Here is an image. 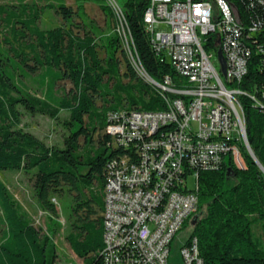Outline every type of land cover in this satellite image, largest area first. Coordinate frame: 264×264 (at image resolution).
<instances>
[{"label": "trees", "instance_id": "1", "mask_svg": "<svg viewBox=\"0 0 264 264\" xmlns=\"http://www.w3.org/2000/svg\"><path fill=\"white\" fill-rule=\"evenodd\" d=\"M56 1L58 5L41 7L27 0L0 4V172L22 171L30 177L41 207L50 214L47 229L52 236H57L62 226L55 219L59 206L54 198L70 196L66 239L85 264H103L107 166L111 158L129 152L108 132L110 114L121 108L158 110L164 103L137 75L114 25L100 43L81 5L74 11L63 0ZM229 1L244 22L264 20L263 4ZM122 5L148 73L159 82L165 74L180 81L172 65L160 61L150 45L143 21L147 1L123 0ZM46 10L62 20L42 25ZM209 41L214 47L215 41ZM255 42L264 46V28L251 35V43ZM263 56L253 49L249 72L241 83L259 102L246 94L241 102L248 143L264 167ZM32 74H36L40 95L24 82ZM63 111L60 143L49 144L23 126L24 113L56 119ZM242 153L245 167L228 158L220 169L200 173L199 208L185 227L192 224L191 235L199 239L205 264H264V241L251 229L254 221H260L264 236V171L246 146ZM204 202L208 208L202 215ZM0 206L4 226L0 264H53L49 260L51 237L27 217L1 178Z\"/></svg>", "mask_w": 264, "mask_h": 264}, {"label": "built area", "instance_id": "2", "mask_svg": "<svg viewBox=\"0 0 264 264\" xmlns=\"http://www.w3.org/2000/svg\"><path fill=\"white\" fill-rule=\"evenodd\" d=\"M103 1L134 70L164 103L158 110L121 108L110 114L107 130L129 152L107 166L103 264H170L172 242L199 208L200 173L220 169L228 158L244 167L242 146L248 139L241 97L259 101L241 83L253 49L264 54L262 44L251 43L264 20L244 22L239 13L240 24L228 0H146L150 45L180 79L165 74L159 82L141 62L120 0ZM180 254L184 264H205L195 235L180 246Z\"/></svg>", "mask_w": 264, "mask_h": 264}, {"label": "rangeland", "instance_id": "3", "mask_svg": "<svg viewBox=\"0 0 264 264\" xmlns=\"http://www.w3.org/2000/svg\"><path fill=\"white\" fill-rule=\"evenodd\" d=\"M12 0H0V4L9 3ZM29 3H36L39 7L44 6L46 4H59L56 0H27ZM64 4L71 7L74 11H77L79 6L81 5V12L85 15V18L88 23L94 25L98 36L100 39L98 41L102 42V39L106 38V36L111 32L114 21L110 14H108V10L105 7V2L103 0H90L88 2H79L77 0H63ZM123 3V0H120ZM46 10L43 13V19L41 24L44 26L49 25L54 21L60 22L62 20L61 16L57 13H53L54 15H48L49 13ZM79 17L75 15V20L79 21ZM100 42V43H101ZM102 55H105L103 48L101 47ZM122 71L125 69V66H121ZM36 74H32L24 79V82L30 88V90L34 93L41 94V90L39 89ZM67 87H70V83L64 82ZM66 112L61 113V117L53 119L46 115L34 114L31 115L29 113L23 114V126L24 128L34 132L39 137L43 138L49 144L60 143L62 139V134L64 131L63 128V118L65 117ZM242 166L245 167V162H242ZM238 167H240L238 165ZM0 178L6 183L8 188L14 194L15 198L22 204L24 211L28 218L33 221V223L39 227L42 231L46 232L51 237V247L49 251V260L53 262V264H85L83 259L78 257L73 249L71 248L68 240L66 239L67 233L70 231V221H69V203L72 202V198L68 195L62 196L61 199L55 197V202L58 203L59 206V217L55 219L61 223V231L57 236H52L51 233L47 229V222L50 219V214L44 210L34 191L33 183L30 177L22 171H6L0 172ZM195 185V177L190 175L189 177V186L194 187ZM61 203H60V202ZM62 204V205H61ZM208 203L204 202L201 205L200 212L202 215L207 213ZM2 209L0 206V216H2ZM192 220V219H191ZM4 229L3 224L0 222V240L2 237V231ZM192 224L189 223L186 227L180 230L174 241L172 242L171 252L169 257L170 264H184L182 256L180 254V246L187 240L189 235L191 234ZM251 229L254 232L256 237L261 238L264 241L262 225L260 221H254L251 224Z\"/></svg>", "mask_w": 264, "mask_h": 264}, {"label": "water", "instance_id": "4", "mask_svg": "<svg viewBox=\"0 0 264 264\" xmlns=\"http://www.w3.org/2000/svg\"><path fill=\"white\" fill-rule=\"evenodd\" d=\"M228 2L230 3V5H231V7H232V9H233V13H234L235 18L237 19V21H238L240 24H242V21H241V19H240L239 11H238L237 7H236L233 3H231L229 0H228ZM218 58H219V62H220V64H221V72H222L223 75L225 76V75H226V72H227V63H226V59H225V57H224V55H223V52H222L221 50L218 51ZM247 149L249 150V152H250L251 156L254 158V160L260 165V167H261V168L263 169V171H264V167H263V165L259 162V160H258L257 157L255 156V154L253 153V151H252V149H251L249 143H248V145H247ZM230 170H231V168L229 169L228 174H230V172H231ZM192 223L194 224L195 221H193Z\"/></svg>", "mask_w": 264, "mask_h": 264}]
</instances>
